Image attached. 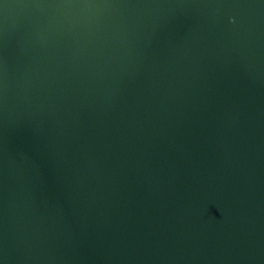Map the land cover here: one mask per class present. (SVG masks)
Returning <instances> with one entry per match:
<instances>
[{
	"label": "water",
	"instance_id": "obj_1",
	"mask_svg": "<svg viewBox=\"0 0 264 264\" xmlns=\"http://www.w3.org/2000/svg\"><path fill=\"white\" fill-rule=\"evenodd\" d=\"M0 264H264V0H0Z\"/></svg>",
	"mask_w": 264,
	"mask_h": 264
}]
</instances>
